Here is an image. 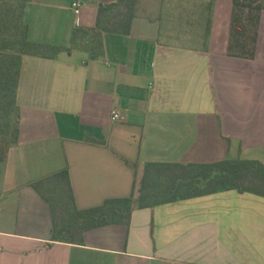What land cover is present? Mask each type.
Segmentation results:
<instances>
[{"label":"crops","instance_id":"0c3cea01","mask_svg":"<svg viewBox=\"0 0 264 264\" xmlns=\"http://www.w3.org/2000/svg\"><path fill=\"white\" fill-rule=\"evenodd\" d=\"M71 1L0 0V13L24 7L30 41L66 47L116 0H80L78 15ZM231 10L232 0H141L130 33H105L98 59L23 56L18 141L0 160V264H264V197L227 190L136 208L82 244L45 246L51 214L31 186L67 166L85 209L129 196L147 163L264 164V10L252 59L227 53Z\"/></svg>","mask_w":264,"mask_h":264},{"label":"trees","instance_id":"16d2710c","mask_svg":"<svg viewBox=\"0 0 264 264\" xmlns=\"http://www.w3.org/2000/svg\"><path fill=\"white\" fill-rule=\"evenodd\" d=\"M141 0H116L97 6L93 27H74L66 47L32 42L22 11L0 13V160L6 158L19 136L20 112L16 102L23 56L56 58L78 49L89 60L103 56L105 33L128 35L139 14ZM264 0H232L227 53L254 57L257 28ZM135 169L136 163L119 156ZM49 206L52 230L45 246L54 243L82 244L83 233L108 224H129L136 208L153 207L179 199L236 190L264 197V164L257 160L222 159L210 163H147L136 190L127 197L108 198L100 205L79 209L75 204L68 167L31 182Z\"/></svg>","mask_w":264,"mask_h":264},{"label":"built area","instance_id":"2783aa9c","mask_svg":"<svg viewBox=\"0 0 264 264\" xmlns=\"http://www.w3.org/2000/svg\"><path fill=\"white\" fill-rule=\"evenodd\" d=\"M83 2L80 0H72L70 6L75 15H78L83 7ZM122 120L121 115L117 109H113L110 112V121L113 123L120 122Z\"/></svg>","mask_w":264,"mask_h":264}]
</instances>
